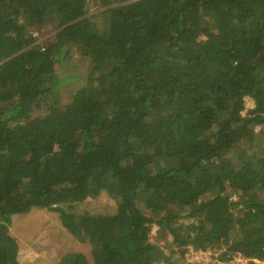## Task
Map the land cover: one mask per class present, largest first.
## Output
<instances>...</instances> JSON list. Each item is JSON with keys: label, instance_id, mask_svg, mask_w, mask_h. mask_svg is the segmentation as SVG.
<instances>
[{"label": "trees", "instance_id": "16d2710c", "mask_svg": "<svg viewBox=\"0 0 264 264\" xmlns=\"http://www.w3.org/2000/svg\"><path fill=\"white\" fill-rule=\"evenodd\" d=\"M99 4L91 22L87 0H0V264H22L9 228L34 209L90 246L58 264H198L164 260L153 225L176 260L264 264V148L232 157L264 134V0ZM70 45L82 84L58 74ZM101 192L112 214L76 212Z\"/></svg>", "mask_w": 264, "mask_h": 264}, {"label": "rangeland", "instance_id": "374dc122", "mask_svg": "<svg viewBox=\"0 0 264 264\" xmlns=\"http://www.w3.org/2000/svg\"><path fill=\"white\" fill-rule=\"evenodd\" d=\"M104 8L99 4V0H87L85 18L94 21L97 13ZM101 22L96 23V27H101ZM33 38L36 42L42 41L51 36L54 32L48 27L31 30ZM67 50L68 55L72 56L71 62L74 67L63 66L60 62L58 64V74H69L76 79H83L76 81L79 84L84 83L87 75L88 66L85 60L78 57L77 51L70 45ZM68 68V69H67ZM68 76V75H67ZM73 83H63L57 90L51 94V100L62 104L65 101V96L74 89ZM71 88H70V87ZM252 103L250 100H245V110L251 109ZM245 114V111L243 112ZM261 127L255 128L254 140L249 143H242L233 150L232 157L237 153L260 154L264 148V134L261 132ZM236 199L235 195H233ZM116 202L109 197L105 192H101L95 198H88L84 202L76 205L77 213H88L93 215H107L112 214L115 210ZM138 207L143 210L144 214L149 218H157L156 215L144 210L141 203ZM188 222V220H184ZM11 235L17 240L19 246L18 260L22 264H58L59 261L67 254L82 253L86 256L88 261L90 258V246L87 243H80L76 241L65 229L61 226L58 215L54 211L46 209H34L25 215H16L11 219L9 228ZM157 227L151 226L149 233V241L152 244L159 246L162 250L165 259H172L176 262H196L198 264H209L216 258L213 257L212 252H195L188 249L182 258L173 256L170 251H174L170 244V238L164 237L160 239L157 235ZM233 239L236 236L233 235ZM173 256V257H172ZM213 257V258H212ZM229 264H247L240 255H236Z\"/></svg>", "mask_w": 264, "mask_h": 264}]
</instances>
